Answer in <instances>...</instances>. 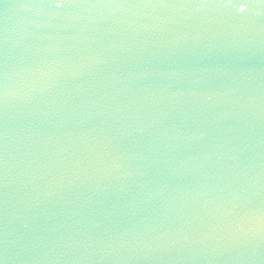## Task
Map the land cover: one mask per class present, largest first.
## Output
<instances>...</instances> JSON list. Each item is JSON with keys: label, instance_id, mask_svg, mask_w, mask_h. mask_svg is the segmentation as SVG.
Masks as SVG:
<instances>
[{"label": "water", "instance_id": "95a60500", "mask_svg": "<svg viewBox=\"0 0 264 264\" xmlns=\"http://www.w3.org/2000/svg\"><path fill=\"white\" fill-rule=\"evenodd\" d=\"M0 264H264V0H0Z\"/></svg>", "mask_w": 264, "mask_h": 264}]
</instances>
